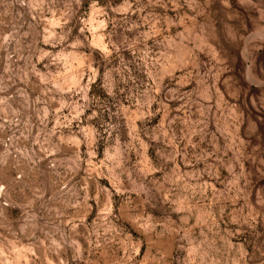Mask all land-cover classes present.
<instances>
[{
    "label": "rangeland",
    "instance_id": "obj_1",
    "mask_svg": "<svg viewBox=\"0 0 264 264\" xmlns=\"http://www.w3.org/2000/svg\"><path fill=\"white\" fill-rule=\"evenodd\" d=\"M0 264H264V0H0Z\"/></svg>",
    "mask_w": 264,
    "mask_h": 264
}]
</instances>
